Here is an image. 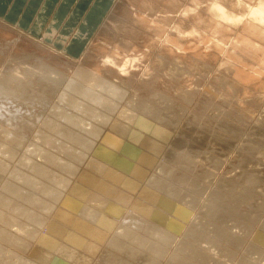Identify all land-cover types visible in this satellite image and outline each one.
Listing matches in <instances>:
<instances>
[{
  "label": "bare ground",
  "instance_id": "obj_1",
  "mask_svg": "<svg viewBox=\"0 0 264 264\" xmlns=\"http://www.w3.org/2000/svg\"><path fill=\"white\" fill-rule=\"evenodd\" d=\"M194 1L195 0H130V3L127 5V7H125L123 18H119L118 21H115V23H113V26L115 28L118 27V29L120 30V27L122 26L124 27V25L129 26L128 23L133 24L134 22L135 25L134 24L131 25L133 28L132 29L130 28L129 31H127L128 28L126 30L127 38L131 37L133 39H139L138 40L139 43L143 45L138 46L139 45L138 41L136 40L137 43H135L134 42L135 40L132 39L133 42L132 41L131 42L133 44L131 43L128 44L129 42H127L124 45V47L122 46L121 48L120 46H118V49L115 50L113 54L110 53L111 56L113 57L112 59L114 60H112L111 58H106L104 60L98 61L96 59L91 60L92 58H89L90 61L89 62L85 61V63L87 62L88 64L87 66L85 65L84 67L83 65L76 66V64L75 66H73V63L76 62L74 59H72L73 61L70 60L71 63H68L62 60L63 59L62 56L65 57L66 55L64 54H67L66 51L65 52L58 51L56 48L55 49L52 48L51 49L52 53H47V54L43 53L44 55L42 54L43 56H41L40 54L41 52L39 53L40 55H38L32 51L33 49L31 50L29 47H26V45L28 44L24 46L23 44L25 42L22 44H19L20 41L18 42L17 38H15L14 41L10 42V47L9 49H7V45H5L4 42L9 40V38L7 37L8 33L6 32L4 33L0 31V33H2L0 34V48L6 50L4 52H1L0 50V155L2 156L6 151H8L9 155H3L7 157V160H4L3 158L2 159L5 162L7 161L9 162L15 161L16 163L18 162V165H17L18 169L16 168V166L15 168L19 172L20 170L22 171V175L21 173L18 174L16 172L17 170L10 171L11 176L10 177L7 176L8 178L5 177L6 178L5 181L4 179L3 181H1L2 172H0V205L9 203V207L12 208L10 211H9L10 208L7 209L9 211V212L7 211L8 214H6V211L1 212L0 210V216L2 214L7 215L6 217H8L9 219L8 220L9 224L11 225V227H15L16 229L15 231H12L14 230V228L13 229L11 228L12 230H9V232L11 231L12 234L13 232L15 233L12 235L13 237L9 240V242L11 241L12 244L14 245L16 244L20 245L19 243L21 242L20 241V239L22 238L21 236H23L22 234H24L25 232L23 231L21 233L20 229L22 230L24 228L26 229L27 228L26 226H28L29 231L27 232L28 233L27 235L36 237L42 233L41 235H39L40 237H38L39 240L37 243H39L40 241L41 244H43L44 246L45 245L48 246V248L50 246L52 247L54 245H58L61 243L59 239L55 238V236L59 238L61 237V239L62 237L67 239L72 245V248L68 249L69 245L62 246L61 252L68 259L69 258L75 259L76 257L78 258V255L76 254L77 249H75L76 247L84 249L85 247H87L86 245L88 242L90 244V241H92V239L93 240L95 239V241H99V240L101 241V240L106 239L108 236H110V238L112 239V243H111L112 245H114V243L116 245L122 244L124 246L126 244L127 246H129V243L135 244V245L137 243H140V244H143V246L149 245L148 247L150 250L146 249V251H148L149 253H147L143 249L142 250L140 249V251H143L142 252L143 254H142L136 251L138 249L132 248V250H129L130 251L129 254L127 252L125 254H128L129 256H131L132 260L138 262L137 264H139V262L142 264H159L160 257L163 255L162 252L164 251L162 247H164L165 244L163 242H166L169 239L171 240L173 237H177L175 233L180 231L182 227H184V225L186 227V230H185L186 232L190 230L188 227V224L184 223L183 225V222L188 217L189 212L191 210L192 211L194 210V209L190 210V207L191 208L196 207L197 202L200 201V200L197 201V199H199L197 198L198 197L197 193L199 192L198 187L202 188L203 187L202 185H206V187L207 186L211 187L207 185L209 183L208 180H206V182L203 184L202 182L203 179L201 180L198 176L205 177L204 175H208V178H209V175L210 176L215 175L218 172V170L221 169L220 168L221 163L214 160L213 162H211L212 164L211 168L206 167V169L204 170L196 169L197 170L196 171L193 169L196 167L199 168L200 165H199V162H197V164L192 163L195 165V167L191 165V162L189 161L192 158L188 156L191 153L187 150L189 154L180 153V155L177 156L178 154L177 152L179 151L177 148H175V149H171L170 153L168 154V157H170V160H172V164L168 165L167 163H162L159 166V169L156 171L155 174L151 175L148 178L146 177L145 178L146 181H143L144 180L143 178L145 177V175L140 170L138 171V168H140L141 166V162L139 161V159H142V158L146 159L145 157L146 154L144 153L145 154L144 155L141 153L142 150L138 146L139 144L136 145L135 142H139L140 140H142V136H144L142 135V133L145 131H148L149 133L152 131V137H155L153 138L154 140L161 133L159 130L162 127V125H160L161 123L166 124L169 122V124L171 123L173 124L174 115H172L171 113L169 114V111L175 110L176 108L177 109L182 108V111H183L184 110L183 108L185 107V105H187V104H184V102L192 101L193 99L190 100L191 97L195 99V96L199 94L198 93L199 89H198V92H197V89H195L197 93L194 96V90H192L191 88L192 84L190 85L188 82H191L194 80L192 77L196 78L198 77V75L205 76L208 74L207 70L210 68L209 65L213 62V58H214V52H212L213 50L212 51L209 50L208 52L207 49L209 48H207L206 49L207 51L203 49L202 50L200 49L199 51V49H196L197 47L195 46L196 48L193 51L194 53L192 52L193 53L192 55H194L192 59H190L191 58L190 57L191 55H190L189 60L184 61L186 57H188L186 56L188 54L185 53L184 51L185 49L183 47H181L176 42H174V40L172 41L166 38L161 39L159 37L165 33V30L169 25L168 22H170L169 19L171 18V16H175L176 13H179L180 11L194 9L193 8L195 6L193 4ZM196 1H197V4H198V1L199 2L201 1L202 3V0H196ZM220 2L222 1L206 0L207 4H205L204 6L202 5V7L200 8L197 7L198 9L196 10V12L192 11L191 15H185L187 17H190L186 21L188 22V25L190 26H188V28L184 26V28H186L187 30L189 28H195V30L197 31V35H199V32H201L202 30H206L203 28H207L209 25L214 24V28L217 30V32L220 31V32H223L226 36L227 35L230 36L232 34L233 29L230 26L232 24L231 23L229 24V22L232 18L229 17L227 12H225V14L227 13L228 16L223 15L224 13L223 14L220 13V11H223L221 10L223 8L222 7L223 3H220ZM198 5H200V3ZM229 5H230V2H229ZM179 14H180L179 19H182L184 16H181V13ZM245 21L247 20H244L242 23L244 29L242 30L240 34L237 35V37L239 36V38H236V39H240V41H242L241 42L242 44H238L237 47H233L234 46L233 45L232 47L235 49L232 50L231 52H230L231 49L228 50L230 52V55L228 57H230L231 59H235V60L236 59L238 60L239 58L241 59H239L240 61L238 60V62L233 61V63L231 64L230 62L231 59L230 61L227 62L228 58L227 59L223 58L226 60L225 68L227 66L228 74L226 73V78H224V81L222 80V78L225 75H223L222 77L218 75L219 77L218 81L221 79L219 83L223 81L225 82L224 84H226L225 93L222 90L224 89L222 88V86L220 87L222 88L221 90L224 93L222 96H218L216 94L213 95L211 93H208L209 89L207 90L208 91L207 95L210 94L211 98H208L209 95L207 96L204 92L202 93L206 95L207 97H205L204 95L200 93L201 96L199 94L198 97L196 98V101H198V103L195 101L198 107L194 108V109L199 108V110H196L193 114L192 113L190 114L191 120H196L200 122L201 118L202 119L204 118L202 124H204L205 126H210V125L217 126L219 122L216 123L214 118L216 117L217 119L218 117V120L220 118V121L222 120L224 123L227 124L226 126H224V124H219L217 127H215L218 129L217 130L218 134L217 133L216 134L219 135L220 137L227 136V134L228 136L231 134H235V136L233 135L234 137L232 138L234 139L237 138L238 130L232 129L234 132L230 131L229 130L230 125L234 126L235 128H237L238 126L241 127L242 128L241 131L245 129L248 130L247 127L249 123L251 125L250 121H252L253 119L256 120L258 124L259 123L261 124L260 127L262 126L264 127V111H263L264 106L262 107L263 102H264V78L262 79V77H259L258 74L262 72L256 74V72L252 70V66H251L252 64L249 63L253 61L254 59L256 61L258 59V61L260 60L259 61L260 65L264 67V57H262L261 59L259 58L264 53V38L261 35H259V34H262L261 31L263 29V25H259L257 23L253 24L254 26L253 28L255 29L252 30L251 32V29L248 26L249 23H246ZM2 22L4 23V21ZM41 22L42 20H40V17H38L36 20V24L38 28L40 27ZM136 25L141 26V28L142 27L147 28V30L141 29L139 30V32L137 31L138 32V35H137L134 32L135 30H137ZM102 26L104 28L102 30L105 34H107V37L109 40L111 38L112 32L111 31L109 32L107 30L109 28H107L106 26L101 25V27ZM234 31H236V29H234ZM250 32L253 33L252 36L250 35L251 34ZM153 33L154 35H152ZM82 34L83 33L79 32L72 39V42L80 40L79 37H81ZM124 34H125V31H124ZM169 34L167 36H169ZM66 36L67 35H63L62 38H65ZM24 38L26 37L24 36ZM47 38L46 40H48ZM131 38H129V41ZM49 39H51L52 41L53 39L56 40L55 36L53 38L50 37ZM236 42L237 41H235V43ZM143 46H145L146 48H144ZM198 47H200V45ZM115 48L116 47H114L113 50ZM97 49L95 50L96 52L98 51ZM239 49H241L240 52H238ZM101 50H103V48H101ZM86 53H87L86 56L92 55L90 50H88ZM218 53L220 52H217V55ZM247 54L251 55L250 58L253 60L249 62L247 61L245 62V58L243 55L246 56ZM18 58H23L24 61H29L30 63L28 65H24V64L18 65L17 63H15L16 59ZM125 60L128 62L132 61V63H136V62L137 63L140 62V63L137 67H129L127 66L129 63L126 64ZM201 60H204L208 63L210 62L208 64L209 66L208 69H206L205 67L201 69L200 64H197L199 65L198 67L196 66V63H199ZM122 61H124L123 62L125 63L124 65L127 66L126 68H124V66L121 64ZM145 62L148 63V65L145 66L144 68L142 64H144ZM246 63L247 64L249 63V65L251 64L250 65L251 67L248 66L251 69H249L248 67L246 69V66H247ZM15 64L17 65L15 66ZM60 64L62 65L59 66ZM213 64H215V62ZM185 68L188 69L187 74L182 73L184 71L183 69ZM42 70H45V72H43ZM229 70H230V73H229ZM139 71H141L142 74L139 75ZM143 71H144V74H143ZM46 72H48V74ZM193 73L194 74L196 73V74L192 75ZM260 75H263V74H260ZM244 77L247 78L248 82L247 81H245L246 83L244 82V80L246 79L245 78L243 80ZM198 78L201 79V77H198ZM198 78L196 79L198 80ZM259 78H261L262 80L261 79L259 80ZM214 82L216 83L215 80ZM128 84L129 86L132 84L136 85L134 87L137 93H135L134 96L128 99V102L126 105L122 106L123 108L121 109V112H119L117 119L114 120L112 124L113 127H116V130L118 132H112V134L110 133L107 134L109 143L113 145V142H114V150L120 147H123V151H126L128 156H125V155L120 156L117 153H115L117 151L113 152V151H110L108 148H106L108 149V151L103 149L104 151L101 152V155L105 158V160L102 162L100 159H97V160L95 159L91 162H88L89 167L86 165L87 163H85L88 169L84 171L81 175L78 174L80 177L79 178L80 181L76 179L77 183H75L73 187L70 189L71 190L70 193L63 194L64 188L70 183L69 182L70 178L69 176H67L66 173L69 174L75 168L77 171L79 169L77 168V165H78L77 163L80 160L82 161V159L80 158L81 155L77 154V152L72 153L73 149L70 145L66 146L65 145L66 143H65L63 144L65 146L61 147L58 144L60 143L61 140H67L69 143H70V140H74V136L78 135L77 130H81L80 127L85 130V131L82 130L84 131V133L82 131H81L82 133H80L79 137H80L81 142L83 140H89L88 139L89 136H92L91 139H93V137H98L99 135L101 136V130L99 128L101 126L98 127L96 125H93L92 121L96 120L100 122V124L101 123L106 124L108 122L109 120L108 114L106 112L104 114L98 113L99 110L100 109L103 110L102 108H106V110L108 109L107 111L112 110L114 108L117 109L116 106H117L118 101L116 99L120 98L118 100H121V97H120L121 94L122 93L124 94L125 92H127V91L123 92L125 90V89L123 90V87L124 85H128ZM180 85L182 86L181 89H180ZM196 85L198 86V84ZM174 87L176 89L178 87L180 91L178 93L173 94L172 90ZM153 88L155 89L157 88L155 91L156 93H154ZM219 89L217 88V90ZM217 90L215 89L216 93L218 92ZM46 91L47 92L51 91L52 97L60 91V94L57 97V100H60V102L58 101L56 102V100L52 101L46 98L43 95V93H45ZM16 92H22L24 94L18 95ZM139 94L147 98L141 100L140 97L138 98V96H140ZM37 101L39 103H43L44 107L42 109L37 104ZM12 105H15V106H12ZM10 106L14 107L15 109L11 108ZM76 106L83 107L82 110H84V114L76 110L77 109ZM260 106L263 108V110H260L258 112V109H259L258 107ZM69 107L70 108L76 107V109L74 110L78 112L77 113H75L76 111H73L74 113L70 111L66 112L67 108L70 109ZM186 107L188 108V106ZM217 108H220V109L217 110V112L213 114L212 112L214 111V109H217ZM79 109L80 111H82L81 108ZM63 111H65L66 114H62ZM79 113L80 115L82 114V116L87 113L90 117H92L91 118L92 120L90 118H87V116H83V117H86L83 119V121L85 119L86 120L90 119V121L89 122L85 121L86 124L81 125V121H82L81 119L83 117H79L80 116L78 115ZM202 113L206 116L204 117ZM61 118L63 119L64 122L62 121ZM155 119L156 121L158 120V122L160 121V124L153 125ZM256 121L254 122L256 123ZM120 122L128 123V124H125V125H128L127 129H124L126 128L125 126L119 125ZM254 122H252L253 127L251 128V132H252L251 135L253 138H250L249 140L255 141L253 140L255 136L262 138L258 140H264L263 139L264 130H257V127L259 125L257 126ZM135 125L141 128L142 130H138L132 133L133 130L131 129ZM230 132L232 133L229 134ZM165 133L168 134L167 131H165ZM29 135H31V138L34 136V138L27 140L29 138ZM201 135L204 136L203 134ZM217 135H216V138L218 137ZM125 138H132L133 140L132 143L133 145H135V148L132 147V143L131 144L127 143L125 141ZM95 139L96 138H94L93 140ZM25 140H27V144L25 147L24 145H22L24 147V150L20 151L21 143L24 142ZM252 141H248V142L251 143ZM76 144L78 145L79 143L76 142ZM81 144L83 145V143ZM151 144L153 145V143ZM177 144H175V146H177ZM251 144H253V142ZM18 146L19 148H17ZM87 148L88 147H86V149ZM98 149L101 150L100 147ZM250 149H252L251 151L254 150L253 147L246 148V150H250ZM18 151L21 154L19 157H18L19 154L18 155L16 154ZM191 152L193 153V151ZM15 154L17 155L18 158L16 157H15L16 159L10 158V156H13L14 158ZM256 155H261V157L264 160L263 150H259V152ZM125 159L127 162H124ZM153 159L149 157L147 159V162L149 160H151L152 162ZM238 161H241V160H238ZM238 161L236 163H239ZM82 163L80 162L79 164H82ZM116 165H119V167L118 166L115 167ZM151 165L153 166V164ZM7 167L9 169V166ZM86 167H83V168L85 169ZM257 167L259 166H256L255 168H253L252 172L259 171V168ZM57 168H61V171ZM109 168H120V169L117 173L114 172L115 174L112 173V175H110V177L114 176L112 179L104 180L100 183L95 182L96 180L101 181L102 179L98 180L97 178H95L96 175L94 176L93 173L96 171H100L101 169H104V172H105V170ZM186 168L190 170L186 171ZM12 169L14 168L13 167L10 168V170ZM28 170H31L33 172H29ZM25 171L27 172L26 173L27 175L25 174V176H23ZM57 171H60V173H58ZM192 171H196V172L192 173ZM12 172L14 173V175L12 174ZM81 172L82 170L80 171V173ZM76 174L77 173L75 172V175ZM248 174L250 175V173ZM17 176L20 178H18ZM43 179L46 181H44ZM210 179L212 178L210 177ZM140 181L141 182L143 181V182L142 184L139 185ZM203 181H205V179ZM248 181L250 182V183L248 182L249 186L253 188L256 187L254 180L249 178ZM37 182L38 183L41 182L42 184L41 183L40 184L43 186L38 187L40 184H38ZM84 183H87V185H84ZM182 185H188L186 189L187 192H189L187 194L188 197H186V195L184 196V194L187 193L183 191L185 189H181V192L182 191L183 192L179 193V190ZM183 187L184 186H182V188ZM203 188L206 189L205 187ZM65 189L67 190L68 188L66 187ZM215 190L216 189H214L213 191ZM235 190L237 189L235 188ZM244 190H245L244 194L247 195V198H245L244 200L245 202L243 204H240V202L237 203L238 201H230V202H227L225 209L220 208L217 211L211 209V205H210L208 209L207 207H205L207 209L205 211L206 214H208L209 216L213 218H219L223 216V214H225L224 217L229 219L228 224H231L232 222L237 220V217H236L237 214L244 213L243 217L247 221L239 220L238 223L239 225L245 224L246 229H248L247 222H248L250 215L252 217H250L249 223H251V221L258 220V218L260 220V217L257 213L258 211L257 212L255 211L256 213L255 212L252 213L251 212L252 209L249 206H247L248 203L254 202L257 204L259 208H262L264 210L263 208L264 198H262L261 201H256L250 198L252 195H254V192L252 193L249 190V188L244 189ZM202 192H204V190ZM142 197H145L147 202H143L144 198L142 199ZM175 197L183 199V201L180 202V204L184 202L186 203L185 200H187L188 204L186 203V205L188 208L184 209L183 208L184 206H183L181 207L183 209H180L179 207L180 205L178 203H177L178 208L177 207L174 208V205H173L174 203H171V202L175 201L174 200ZM204 197H205V194H204ZM213 197H214V200L218 199L217 195H213ZM205 198H209V197L206 196ZM203 202H202V205L206 203V202L204 203ZM58 204H61L62 206ZM171 205L172 207H170ZM63 206H69V207H72V209H64ZM201 206L199 203V207ZM227 207H230V209H227ZM7 208H8V205H7ZM55 208H58V209L52 212V210L53 209L55 210ZM100 208L102 210L107 209L108 214H105L106 212L101 211ZM196 208H198V206ZM4 209L2 211H4ZM18 209H19V212L17 213ZM168 209L170 210L173 209L176 212L177 211L180 212V217L171 218V221L173 223L168 222L169 221L168 220L167 222L169 224H167L168 226L166 228L158 226L159 225L158 222L164 217L163 215L168 213L167 211ZM188 209L190 211H188ZM59 210H61V213L58 212ZM199 211L203 212V210H199ZM221 212L223 214H220ZM51 213H53V215L58 214L62 218L51 217L46 223V225L43 226L44 221L47 220V217L49 218ZM72 215L74 216L72 217ZM11 218L16 219V220H13ZM67 220L75 223V226L74 227L71 226L72 224L67 222ZM5 221L7 220L5 219ZM67 223L68 225H66ZM211 224L213 225V223ZM262 225H263L262 227L264 228V223ZM2 227L4 226L2 225ZM221 227L219 229V227L217 226L219 230L217 228L216 229L222 234V236L220 235L219 236L220 238L224 239L226 243L222 245L221 247H219L220 244L219 242L216 241L218 239L217 237L216 240L213 238L215 240L214 244L218 246L216 250H219V253L223 255V257L226 260H231L233 258V255H231V253L236 249V247H241L244 242L241 244L242 238H238V235L235 236L229 233V230L232 227V225L225 226L229 228L228 230L225 227L223 228ZM5 231H2V232H4L5 234ZM191 231L193 233L192 234L190 232L191 235H195L194 238L201 235V230H196V231L191 230ZM212 231H214V229ZM143 232H149L150 234L148 233V235H146V234H143ZM246 232L249 234V231H246ZM226 233L227 234L229 233V237L227 236L225 238L223 237V235L224 234L227 235ZM253 234L255 235V233ZM23 237H26V236H23ZM194 238L190 239L189 242H186L185 240L182 241L179 246L182 248L188 247V255L189 256L195 255L196 257L198 255H196L195 253L194 246L197 245V241L198 243H202L205 237H200V239H197V238L194 239ZM158 239H161V242H159ZM255 240L261 243V245L263 244L262 246H264V237L261 235V230H259V234L255 236ZM237 243H239V245ZM254 245L256 247V244ZM122 248L124 247L122 246ZM37 253L42 254V252H39V251ZM252 253L256 255V258L258 260H263V262L261 261L259 262L260 264H264V248L263 247L256 252L253 250ZM42 257L46 261L50 257V255L49 253L47 252L45 253L43 251ZM177 257L175 256L169 257L166 264H172V263L187 264L182 259V256H177ZM197 259L200 260L201 257L198 256ZM202 261L206 262L207 257L206 256L203 257ZM118 264H126V263L123 261L122 262L119 261ZM128 264H131V263L129 262Z\"/></svg>",
  "mask_w": 264,
  "mask_h": 264
},
{
  "label": "rangeland",
  "instance_id": "obj_2",
  "mask_svg": "<svg viewBox=\"0 0 264 264\" xmlns=\"http://www.w3.org/2000/svg\"><path fill=\"white\" fill-rule=\"evenodd\" d=\"M219 1H222V2H220V3H223L222 4V7L224 8H222L223 9V11H220V13H224L223 15H227V13H228V15H229V17H231L232 19L230 20V22H229V24L231 23L232 25H230L231 26V28L233 29H231L232 30V34L230 35V36H226L223 32H220V31H218L217 32V30L214 28V24L213 25H209L207 28H203V29H206V30H202L201 32H199V35H197V31L195 30V28H189L188 30L186 29V28H188V26H190V25H188V22H186L187 21V19H189L190 17H187V16H185V14L184 13H188L187 15H191V10H186V11H180L179 13H181V16H184L182 19H179V16H180V14L179 13H176V15L175 16H171V15H169V16H171V18L169 19L170 20V22H168V24L170 25H168V27L166 28V30H165V33L162 35V36H159L161 39H170V40H174V42H176L178 45H180L181 47H183L185 50V53H187L188 55H186V56H188V57H186V59L184 60V61H188L189 60V58L190 59H192V57L194 56V55H192L194 52V50H195V48L196 49H199V51H200V49L202 50H206L207 48H209V49H207L208 50V52H209V50L210 51H212V52H214V58H213V62L209 65L210 66V68H209V66H208V64L210 63H208V62H206V61H204V60H201L199 63H196V66L198 67L199 65H197V64H200V68L202 69V68H206V69H208L207 70V72H208V74L207 75H198V77H201V79L200 78H198V77H196V78H198V80L195 78V77H192L194 80L193 81H191V82H188L190 85L192 84V86H191V88H192V90H194V96H195V94L198 92V89H199V94L201 93L202 95H204L202 92H204L206 95H207V92L208 93H211V94H216V95H218V96H222L224 93H225V89H226V84H224L225 82H223L224 81V78H226V73H227V70H228V68H227V66H226V68H225V59H227V62L228 61H230V57H228L229 55H230V52L232 51V50H234L235 48H233V47H237V45L238 44H242L241 42L242 41H240V39H236V38H239V36L237 37V35L238 34H240L241 32H242V30L244 29L243 28V21L244 20H242V19H240L249 9L248 8H246L248 5H256V4H258V0H219ZM224 1V2H223ZM227 1V2H226ZM248 1V2H247ZM58 2V0H54V3H53V5H52V7H54L55 5H56V3ZM205 2V3H204ZM229 2H230V5H229ZM12 3H13V0H0V31L1 32H6V33H8L7 35V37L9 38V40H7V41H5L4 43H5V45H7V49H9V47H10V42H12V41H14V39L15 38H17L18 39V42H19V44H22V43H24L23 45L25 46L26 44H28V45H26V47H29L34 53H36V54H38V55H40L41 54V56H43L44 54H47V53H52V51H51V49L53 48V49H57L58 51H64L65 52V48H63V46H64V44H56V43H53L52 42V40H46V37H45V34H43V31L41 32H30L27 28H24L23 26H21V25H19L18 24V20H19V14L21 13V9H22V7H19V9H16V11L14 10V11H12L10 8H11V5H12ZM15 3V5H18L19 3H17V2H14ZM130 3V0H115L113 3H112V6H111V8H110V10H109V12L106 14V15H103L102 17H101V22H100V24H99V27H98V29L92 34V37L90 36L89 38V40L87 41V42H84V41H82L80 44H77V47L76 48H74V54H71V52H69V51H67L66 50V52H67V54H64V55H66L65 57H63L62 56V60H64L65 62H68V63H71V61L70 60H72V59H74L76 62L75 63H73V66H75V64H76V66L78 65V66H81V65H83V67L86 65L87 66V62H89L90 60H89V58H92L91 60H98V61H100V60H104V59H106V58H113L112 56H111V54H113V52L115 51V50H117L118 49V46H120L121 48H122V46L124 47V45L127 43V42H129L128 44H133L132 42H133V40H135L134 42L135 43H137L136 42V40L138 41L139 39H133V38H131V37H129V38H131L130 39V41H129V38H127V34H126V32L127 31H129V29L131 28H133L131 25H135V23L133 22V24H130V23H128L129 24V26H126V25H124V27L122 26V27H120V30L118 29V27L117 28H115L114 26H113V23H115V21H118V19L119 18H123V13H124V11H125V7H127V5ZM200 3V5H198ZM252 3V4H251ZM195 6L193 7L194 9H195V11H193V12H196V10L198 9V8H200V7H202V5L204 6L205 4H207L206 3V0H202V3H201V1L199 2L198 1V4H197V1L195 0L194 1V3H193ZM243 5V6H240V5ZM235 5V6H234ZM234 6V7H233ZM198 7V8H197ZM226 7V8H225ZM230 7V8H229ZM233 7V8H232ZM221 9V10H222ZM236 11H235V10ZM244 10V11H243ZM188 11V12H187ZM225 12H227L226 14H225ZM237 13V14H236ZM167 14H169V13H167ZM235 14V15H234ZM227 15V16H228ZM237 17H238V19H237ZM5 18V19H4ZM34 18H32V20H33ZM236 19H237V21H236ZM31 20V21H32ZM81 20V19H80ZM226 20V19H225ZM2 21H4V23L2 22ZM5 21H6V23H8V24H6L5 23ZM10 21V22H9ZM80 22V21H79ZM129 22V21H128ZM172 22V23H171ZM184 22H186V23H184ZM246 23H249V27H250V29H251V32H252V30H254L255 28H253L254 26H253V24H255V22H252V20H247V21H245ZM244 22V23H245ZM131 23H132V21H131ZM252 23V24H251ZM127 24V25H128ZM2 25H4V26H2ZM101 25H104V26H106L107 28H109V29H107L109 32L111 31L112 32V35H111V38L108 40V37H107V34H105L104 32H103V30L102 29H104L103 28V26L101 27ZM137 26V25H136ZM181 26V27H180ZM184 26H186V28H184ZM242 28H241V27ZM4 27H5V29H4ZM17 27V28H16ZM43 27H46L45 25L43 26ZM238 27V28H237ZM259 27V26H258ZM127 28H128V30H127ZM139 28V29H138ZM240 28V29H239ZM9 29H10V31H9ZM21 29H22V31H21ZM117 29V30H116ZM137 30H135L134 32H135V34H137L138 35V32H139V30H147V28H141V26H137V28H136ZM175 29V30H174ZM178 29V30H177ZM208 29V30H207ZM234 29H236V31H234ZM9 32H8V31ZM102 30V31H101ZM127 30V31H126ZM148 30H150V29H148ZM194 30V31H193ZM241 30V31H240ZM14 31H16V32H14ZM119 31V32H118ZM124 31H125V34H124ZM138 31V32H137ZM178 31V32H177ZM182 31V32H181ZM205 31V32H204ZM238 31V32H237ZM24 32V33H23ZM114 32V33H113ZM116 32V33H115ZM137 32V33H136ZM152 32V31H151ZM150 32V33H151ZM250 32V33H251ZM3 33V34H4ZM33 33V34H32ZM171 35H170V34ZM185 35H184V34ZM189 33H191L190 35H189ZM207 33H209V34H207ZM211 33V34H210ZM261 33L262 34H259V35H261L263 38H264V25H263V29H262V31H261ZM0 34H2V33H0ZM109 34H111V33H109ZM122 34V35H121ZM169 34V36H167ZM183 34V35H182ZM203 34V35H202ZM205 34V35H204ZM252 34L253 33H251L250 35L252 36ZM6 35V34H5ZM9 35H10V37H9ZM13 35H15V36H13ZM152 35H154V33L152 34ZM195 35H197V36H195ZM214 35H216V36H214ZM233 35V36H232ZM24 36L26 37V38H24ZM167 36V37H166ZM181 36V37H180ZM188 36V37H187ZM222 36V37H221ZM19 37V38H18ZM121 37V38H120ZM183 37V38H182ZM224 37V38H223ZM233 37H235V38H233ZM128 40H126V39ZM174 38V39H173ZM182 38V39H181ZM21 39V40H20ZM117 39V40H116ZM121 39V40H120ZM133 39V40H132ZM194 39V40H193ZM215 39V40H214ZM219 39H221V40H219ZM226 39V40H225ZM236 39V40H235ZM254 39H256V38H254ZM44 40V41H43ZM183 40V41H182ZM185 40V41H184ZM231 40H233V41H231ZM258 40V39H257ZM30 41V42H29ZM103 41V42H102ZM118 41V42H117ZM126 41V42H125ZM132 41V42H131ZM226 41V42H225ZM235 41H237L236 43H235ZM65 42H67V41H65ZM123 42V43H122ZM221 42V43H220ZM239 42V43H238ZM36 43V44H35ZM110 43V44H109ZM200 45V47H198L199 45ZM203 43V44H202ZM207 43V44H206ZM211 43V44H210ZM234 43V44H233ZM2 44V43H1ZM138 46H142L140 43H139V41H138ZM218 44H219V46H218ZM230 44H232V45H230ZM32 45V46H31ZM36 45V46H35ZM110 45V46H109ZM112 45V46H111ZM114 45V46H113ZM203 45V46H202ZM206 45V46H205ZM217 45V46H216ZM224 45V46H223ZM234 45V46H233ZM196 46V47H195ZM203 48H202V47ZM233 46V47H232ZM42 48V50H41V48ZM96 47V48H95ZM106 47V48H105ZM114 47H116L114 50H113V48ZM144 48H146L145 46H143ZM204 47H205V49H204ZM219 47V48H218ZM229 47V48H228ZM231 47V48H230ZM36 48H38V49H36ZM98 48V49H97ZM101 48H103V50H101ZM105 48V49H104ZM111 48V49H110ZM187 48V49H186ZM38 51H36V50ZM91 49H93V50H91ZM98 50V51H100V52H96L95 50ZM157 49V48H156ZM193 49V50H192ZM216 51H215V50ZM218 49V50H217ZM229 49H231L230 50V52L228 51ZM0 50H1V52H4V51H6L5 49H1L0 48ZM40 50V51H39ZM88 50H90L91 51V53H92V55L91 56H86L87 55V51ZM105 50H107V51H105ZM189 52H188V51ZM206 50V51H207ZM236 50H238V49H236ZM29 51V50H28ZM45 51V52H44ZM190 51H191V53H190ZM227 51V52H226ZM241 51V49H239V51L238 52H240ZM31 52V51H30ZM41 52V53H40ZM106 54H105V53ZM154 52H155V50H154ZM193 52V53H192ZM197 52V51H196ZM217 52H220V53H218V55H217ZM40 53V54H39ZM44 53V54H43ZM111 53V54H110ZM216 53V54H215ZM228 55H227V54ZM43 54V55H42ZM104 54V55H103ZM108 54V55H107ZM221 54V55H220ZM2 55H4V54H2ZM191 55V56H190ZM226 55H227V57H226ZM104 58H103V57ZM110 56V57H109ZM190 56V57H189ZM244 56V58H245V62L247 61V62H249V61H251V60H253V59H251L250 57H251V55H243ZM70 57V58H69ZM262 57H264V53H263V55H261V57H259L260 59L262 58ZM85 58V59H84ZM223 58H225V59H223ZM82 59V60H81ZM239 59H241V58H239ZM238 59V60H239ZM84 60V61H83ZM112 60H114V59H112ZM128 60V59H127ZM238 60L236 59H231V64L233 63V61H235V62H238ZM73 61V60H72ZM79 61V62H78ZM85 61H87L86 63H85ZM126 61V60H125ZM240 61V60H239ZM260 61V60H259ZM258 61V59H257V61L254 59L253 61H251V62H249V63H251L250 65L252 66V70L254 71V72H256V74H258V73H260V72H262V73H260V74H263V75H260V74H258L259 75V77H262V79L264 78V67L263 66H261L260 65V62ZM124 61H122V65L124 66V68H126L127 66H129V67H137L138 65H139V63L140 62H136V63H132V61H126L125 63L126 64H128L127 66L126 65H124L125 63H123ZM215 62V64H213ZM15 63H17L18 65L19 64H24V65H28L30 62L29 61H24V59L23 58H18V59H16V61H15ZM82 63H84V64H82ZM146 63V62H145ZM142 64L143 65V67L145 68V66H147L148 65V63H146V64ZM249 63L247 64V66H246V69H247V67L248 66H250L249 65ZM17 64H15V66L17 65ZM80 64V65H79ZM62 64H60L59 66H61ZM202 66V67H201ZM250 66V67H251ZM255 68H254V67ZM224 67V68H223ZM250 67H248L249 69H251ZM123 68V67H122ZM121 68V69H122ZM259 69H261V70H263V71H261V70H259ZM139 70V69H138ZM143 70V69H142ZM184 70V71H183ZM182 71V73L183 74H187V72H188V69H183ZM220 70V71H219ZM223 70V71H222ZM256 70V71H255ZM258 70V71H257ZM43 72H45V70H42ZM216 71H217V73H216ZM210 72V73H209ZM47 74H48V72H46ZM221 73V74H220ZM229 73H230V70H229ZM140 74H142V72L141 71H139V75ZM143 74H144V71H143ZM196 74V73H195ZM194 73L192 74V75H195ZM228 74V73H227ZM209 75V76H208ZM218 75H220L221 77L223 76V75H225V76H223V78H222V80L223 81H221V83H219L220 82V80L218 81ZM214 76V77H213ZM220 77V78H221ZM136 78H138V77H136ZM206 78V79H205ZM246 77H244L243 78V80L245 79ZM216 81V83L214 82V80ZM217 79V80H216ZM261 78H259V80H260ZM261 79V80H262ZM135 80V79H134ZM98 81H100V80H98ZM212 81H213V83H212ZM245 81H247V78L244 80V82ZM193 82V83H192ZM218 82V83H217ZM248 82V81H247ZM187 83V84H188ZM246 83V82H245ZM109 84V83H108ZM111 84V83H110ZM195 84V85H194ZM196 84H198V86L196 85ZM203 84V85H202ZM211 84V85H210ZM219 85V86H218ZM223 85H225V86H223ZM127 86V87H126ZM134 86H136V85H130L129 86V84L128 85H124V87H123V92H125V91H127V92H125L124 94H123V96H122V94H121V100H118V99H120V98H117L116 100L118 101V103H117V109H112V110H109V111H107L106 110V108H102L103 110H101L100 108V110H99V112L98 113H101V114H104L105 112L108 114V119L110 120H108V122L105 124V123H101L100 124V122H98V121H96V120H93L92 122H93V125H96V126H101V127H99L100 128V130H101V136L99 135L98 137H93V139L94 138H96L95 140H93V139H91L92 138V136H89L88 137V139L89 140H83L82 142H81V140H80V133H84V129H82L81 127H80V129L81 130H77V134L78 135H76V136H74V140H70V143L67 141V140H61L60 141V143L59 142H57V143H59L58 145H60L61 147H63V146H67V145H70L71 147H72V149H73V151H72V153H74V152H77V154H80L79 156H80V158L82 159V161H83V163H82V161L80 160V161H78V165H77V168H79L77 171H76V168L74 169V170H72L69 174L68 173H66L67 174V176H69V178H70V180H69V182L70 183H72V184H68L66 187L68 188L67 190L64 188V190H63V194H65V193H70V189L73 187V185L75 184V183H77V180L78 181H80L79 180V175H81L84 171H86L87 169H88V162H91V161H93V160H97V159H100L102 162L105 160V158L101 155V152H103L104 150H107L108 151V149L110 150V151H113V152H115V151H117V152H115V153H117L118 155H120V156H123V155H125V156H128V154H127V152L126 151H123V147H120V148H118V149H116V150H114V142H113V145H111L110 143H109V139H108V137H107V134H112V132H118L117 130H116V127H113V122H114V120H116L117 119V117H118V114H119V112H121V109L123 108L122 106H124V105H126L127 104V102H128V99H130V97H132V96H134L135 95V93H137L136 92V90H135V87ZM174 86V85H173ZM212 86V87H211ZM216 86H218V87H216ZM222 86V88H224V89H222V88H220ZM130 89H129V88ZM133 87H134V89H133ZM181 85H180V89H181ZM199 87V88H198ZM211 87V88H210ZM205 88H206V90H205ZM217 90V88L219 89V90H217L218 92L216 93V91H215V89ZM157 89V88H156ZM156 89L155 88H153V91H154V93H156L155 91H156ZM180 89L177 87V89L174 87L173 88V94H175V93H178L179 91H180ZM195 89H197V92H196V90ZM209 89V90H208ZM214 89V90H213ZM224 91V93H223V91ZM208 90V91H207ZM211 90H212V92H211ZM220 90H221V92H220ZM158 91V90H157ZM175 91V92H174ZM18 95H23L24 93H22V92H16ZM60 94V91L58 92V93H56V95H54L53 97H52V92L51 91H49V92H45V93H43V95L46 97V98H48L49 100H52V101H55L56 100V102L58 101V102H60V100H57V97H58V95ZM140 94H142V93H140ZM139 94V95H140ZM198 94V95H199ZM201 94H200V96H201ZM130 95V96H129ZM198 95L197 96H195V99L194 98H192L191 97V99L190 100H192V101H189V102H187V101H185L184 102V104H187V105H185V107L183 108L184 110L183 111H185V112H183L182 111V108H179V109H175V110H172V111H169V114L171 113L172 115H174V118H173V124L171 123V124H169V122L168 123H166V124H164V123H161L160 124V121L158 122V120L156 121V119H155V121H154V124L153 125H157V124H160V125H162V127L159 129L160 130V134L158 135V137L156 138V139H154L153 140V138H155V137H152V131L149 133L148 131H145V132H143L142 133V135H144V136H142V140H140L139 142H135L136 143V145L137 144H139L138 146L140 147V149L142 150L141 151V153L142 154H144L145 155V157H146V159H139V161L141 162V166H140V168H138V171L140 170L144 175H145V177L143 178L144 180L143 181H146V177L148 178V177H150L151 175H153V174H155L156 173V171L159 169V166L162 164V163H167L168 165H171L172 164V160H170V157H168V154L170 153V151H171V149H175V148H177L178 149V151L179 152H177L178 154H177V156H179L180 155V153L182 154V153H184V154H189L188 153V151L191 153L190 155H188L190 158H192V159H190V161L189 162H191V165L192 166H194L195 167V165L194 164H192V163H196L197 164V162H199V165H200V167L199 168H194L193 170H196V169H202V170H204V169H206V167L208 168V167H212V164H211V162H213L214 160H216V161H218V162H220L221 164H220V170H218V172L215 174V175H213V176H210L209 175V178H208V175H204L205 177H203V176H198L201 180L203 179H205V181H203L202 180V182H203V184L206 182V180H208L209 181V183L207 184V185H209V186H211V187H206V185H202L203 187H205L206 189H204L203 187L201 188V187H198V191L200 192V194H199V192L197 193L198 194V197L197 198H199V199H197V201H199V202H197V204H196V207L198 206V208H196V207H193V208H191L190 207V210L191 209H194L193 211L191 210H189L188 209V211H190L189 212V214H188V217L186 218V220L183 222V225H184V223L186 224H188V227H189V231H185L186 230V227H185V225H184V227H182V229L180 230V231H178V232H176L175 233V235L177 236V237H173L171 240L169 239L168 241H166V242H163L165 245H164V247H162L163 248V255L160 257V262H159V264H166V262H167V260L169 259V257H171V256H175V257H177V256H182V259L184 260V262H186L187 264H260L259 262L261 261V262H263V260H258L257 258H256V255H254L252 252H253V250L256 252V251H258V250H260L262 247L264 248V246H262L261 245V243H259V242H257L256 240H255V236L256 235H258L259 234V230H261V235L264 237V232H263V230H264V228L262 227L263 225V223H264V210L262 209V208H259L258 206H257V204L256 203H254V202H251V203H248V205L247 206H249L251 209H252V213L253 212H257L258 213V215H259V217H260V220H259V218H258V220H256V221H251V223H249V221H250V217H252L251 215L249 216V219H248V224H247V226H248V229H246V226H245V224H242V225H239V223H238V221L240 220V221H245L246 219H244V213H239V214H237V220L236 221H234V222H232L231 224H228L229 223V219H227V218H225L224 217V215L225 214H223L222 212L220 213V214H223V216H221V217H219V218H213V217H211V216H209L208 214H206V210L208 209V207L211 205V209H213V210H219L220 208H223V209H225L226 208V205H227V202H230V201H238L237 203H239L240 202V204H243L245 201V198H247V195H245L244 194V189H248L249 188V190L253 193L254 192V195H252L250 198H252V199H254V200H256V201H261L262 200V198H264V160H263V158L261 157V155H256L258 152H259V150H263L264 151V140H258V139H262V138H260V137H258V136H255V138L253 139V140H255V141H252V140H249L250 138H253L252 137V135H251V128L253 127V123L252 122H254V121H256V120H252V121H250L251 122V125H250V123H249V125H248V130L247 129H245V130H242L241 131V127H237V128H235L234 126H231L230 125V127H231V129H230V127H229V130L230 131H233L234 129L235 130H238V137L237 138H232V137H234L235 136V134H231L232 132H230L229 134H231V135H229L228 136V134H227V136H219V135H217L218 133H217V128H215V127H217L219 124H224V126H226L227 124L226 123H224L222 120V122L220 121V118H219V120H218V117H217V119H216V117L214 118V120L216 121V123H218L219 122V124H217V126H215V125H210V126H205L204 124H202V122H203V120H204V118L202 119L201 118V121L199 122V121H196V120H191V118H190V114L192 113H194L196 110H199V108H197V109H194V108H196V107H198L197 106V103H198V101H196V98L198 97ZM206 95H204L205 97H207L208 95V98H211V95L210 94H208L207 96ZM193 96V97H194ZM123 97V98H122ZM141 98V100L142 99H146L147 97H145V96H143V95H140V96H138V98ZM54 98V99H53ZM123 99V100H122ZM120 101V102H119ZM197 103H196V102ZM191 103V104H190ZM196 103V104H195ZM37 104L39 105V107L42 109L43 107H44V105H43V103H39L38 101H37ZM193 104V105H192ZM262 105V104H261ZM12 106H15V105H12ZM186 106H188V108L186 107ZM264 106V102H263V105H262V107ZM11 107V106H10ZM76 107H77V109H76ZM75 108H73V107H69L70 109H68L67 108V110H66V112H68V111H70V112H73V111H76V110H78L79 112H81L82 114H84V110H82V108L83 107H79V106H76ZM81 108V110L82 111H80V109L79 108ZM119 107V108H118ZM193 107V108H192ZM261 106L260 107H258L259 109H258V112L260 111V110H263V108H262ZM11 108H13V109H15L14 107H11ZM73 108V109H72ZM186 108V109H185ZM74 109H76V110H74ZM220 108H217V109H214V111L212 112L213 114L214 113H216L217 112V110H219ZM120 110V111H119ZM190 110H192V111H190ZM194 110V111H193ZM78 111H76L75 113H77ZM175 113H174V112ZM182 112V113H184V114H182V113H180V112ZM207 111V110H206ZM264 111V110H263ZM66 112L65 111H63V113L62 114H66ZM110 114H109V113ZM113 114H112V113ZM173 112V113H172ZM74 113V112H73ZM97 113V112H96ZM208 113V112H207ZM206 113V114H207ZM261 113V112H260ZM27 114H29V113H27ZM60 114H61V112H60ZM82 114L80 115V113L78 114V115H80L79 117H83V116H87V118H92V117H90L87 113L85 114V115H83L82 116ZM50 115V114H49ZM202 115H204L203 113H202ZM212 115V114H211ZM89 116V117H88ZM206 115H204V117H205ZM60 118V117H59ZM84 118H86V117H83L81 120L83 121V119ZM207 118V117H206ZM62 119V118H61ZM90 119H85L83 122L81 121V125H85L86 123H85V121H90ZM222 119V118H221ZM92 120V119H91ZM62 121H63V119H62ZM172 121V120H171ZM170 121V122H171ZM64 122V121H63ZM62 122V123H63ZM124 125H123V124ZM120 122L119 123V125H122V126H125L126 128H124V129H127V126L128 125H125V124H128V123H124V122ZM179 123V124H178ZM255 123V122H254ZM38 124V123H37ZM190 124V125H189ZM258 127H257V130H264V127L262 126V127H260L261 126V124L259 123H257V121H256V123H255ZM165 125V126H164ZM192 125V126H191ZM200 125V126H199ZM136 126V125H135ZM134 126V127H135ZM132 128L131 130H133L132 131V133H134V132H136V131H138V130H142L141 128H139V127H135V128ZM167 127V128H166ZM171 127V128H170ZM214 130H213V129ZM122 129V128H121ZM233 129V130H232ZM33 130H34V128H33ZM82 130H84V131H82ZM119 130H120V128H119ZM79 131V132H78ZM82 131V132H81ZM165 131H167V133L168 134H166L165 133ZM200 132V133H199ZM234 132V131H233ZM179 133V134H178ZM217 133V134H216ZM104 134V135H103ZM177 134V135H176ZM182 134V135H181ZM196 134H198V135H196ZM201 134H203L204 136H202ZM218 136L217 138H216V135ZM176 135V136H175ZM234 135V136H233ZM104 136V137H103ZM182 137V138H181ZM229 137V138H228ZM34 138V136L31 138V135H29V138L27 139V140H30V139H33ZM99 138V139H98ZM102 138V139H101ZM180 138V139H179ZM198 138V139H197ZM216 138V139H215ZM219 138H221V139H219ZM231 138V139H230ZM256 138H257V140H256ZM78 139H79V141H78ZM98 139V140H97ZM152 139V140H151ZM234 139V140H233ZM264 139V138H263ZM27 140H25L24 142H22L21 143V147H20V151H22V150H24V147L26 146V144H27ZM95 141V142H94ZM125 141L127 142V143H129V144H131L132 143V138H125ZM248 141H252L253 142V144H251V143H249ZM76 142H78L79 144L77 145L76 144ZM156 142V143H155ZM179 142V143H178ZM219 142V143H218ZM66 143V144H65ZM81 143H83V145L81 144ZM151 143H153V145L151 144ZM178 143V144H177ZM63 144H65V145H63ZM175 144H177V146H175ZM220 146H219V145ZM22 145H24V147L22 146ZM82 145V146H81ZM85 145V146H84ZM79 146V147H78ZM103 146V147H102ZM83 147V148H82ZM86 147H88L87 149H86ZM101 148V150L100 149H98V148ZM132 147H134L135 148V145H133V143H132ZM249 147H253V151H251L252 149H250V150H246V148H249ZM17 148H19V146L17 147ZM22 148V149H21ZM82 148V149H81ZM106 148H108V149H106ZM185 148V149H184ZM200 148V149H199ZM258 148V149H257ZM80 149V150H79ZM104 149V150H103ZM113 149V150H112ZM190 149V150H189ZM87 150V151H86ZM89 150V151H88ZM181 150V151H180ZM188 150V151H187ZM200 152H199V151ZM203 150V151H202ZM85 151V152H84ZM96 151H98V152H96ZM191 151H193V153L191 152ZM80 152V153H79ZM83 152H84V154H83ZM96 152V153H95ZM253 152H255V153H253ZM7 153V154H6ZM196 153V154H195ZM17 155H18V157L21 155L20 154V152L18 151L17 153H16ZM15 154V156H14V158H13V156H10V158H12V159H16V158H18L17 157V155ZM127 154V155H126ZM208 154V155H207ZM3 155H9L8 154V151H6ZM2 155V156H3ZM84 155V156H83ZM199 155V156H198ZM1 155H0V164H2V165H0V172H2V174H1V178H2V180L1 181H3V179H4V181L6 180V178L5 177H10L11 176V172L10 171H15V170H17L18 169V167H17V165H18V162L16 163L15 161H11V162H9V161H7V162H5L4 160H7V157H5V156H3L2 157ZM16 157V158H15ZM93 157V158H92ZM149 157H151V159H153L152 160V162H151V160H149L148 162H147V159L149 158ZM4 160H3V159ZM6 158V159H5ZM90 158V159H89ZM214 158V159H213ZM247 158H249V159H247ZM254 158V159H253ZM256 158H258V159H256ZM260 158H262V159H260ZM86 161H85V160ZM4 162H3V161ZM89 160V161H88ZM192 160H193V162H192ZM197 160V161H196ZM212 160V161H211ZM238 160H241V161H238ZM254 160V161H253ZM255 160H256V162H255ZM260 160V161H259ZM263 160V161H262ZM239 162V163H236V162ZM258 161V162H257ZM14 162H15V164H14ZM82 163V164H79V163ZM124 162H127L126 161V159L124 160ZM251 162V163H250ZM5 163H6V165L7 166H9V169H8V167L5 165ZM10 163V164H9ZM85 163H87L86 165L88 166V167H86V165H85ZM208 163V164H207ZM14 166H13V165ZM109 164H111V163H109ZM151 164H153V166L151 165ZM250 164H251V166H250ZM255 164H256V166H259V167H257V168H259V171H256V172H252L253 171V168H255L256 166H255ZM4 165V166H3ZM112 165H114V164H112ZM203 167H202V166ZM15 166H16V168H15ZM81 166V167H80ZM119 167V165H116L115 167ZM205 166V167H204ZM2 167V168H1ZM3 167H4V169H3ZM14 168V169H12V170H10V168ZM83 167H86L85 169L83 168ZM236 167V168H235ZM230 168V169H229ZM57 169H59L60 171H61V168H57ZM112 169V170H111ZM115 169V170H114ZM117 169V170H116ZM119 169L120 168H109V169H107V170H105V172H104V169H101L100 171H96V172H94L93 173V175L95 176V178H97L98 180L99 179H102L101 181L99 180V181H95V182H98V183H100V182H102V181H104V180H110V179H112L113 177H110V175H112V173L113 174H115V173H117L118 171H119ZM82 170V172L80 173V171ZM188 170H190V169H188V168H186V171H188ZM29 172H33V171H31V170H28ZM60 171H57L58 173H60ZM79 171V172H78ZM103 171V172H102ZM112 171V172H111ZM197 171V170H196ZM196 171H192V173L194 172H196ZM18 174L19 173H21V175H22V171L20 170V172L17 170L16 171ZM28 172V173H29ZM57 172H55V173H57ZM75 172L77 173L76 175H75ZM97 172H99V173H97ZM115 172V173H114ZM239 172V173H238ZM27 172L25 171V173L23 174V176H25V174H26ZM189 173H191V172H189ZM248 173H250V175L248 174ZM10 174V175H9ZM12 174L14 175V173L12 172ZM71 174V175H70ZM79 174V175H78ZM27 175V174H26ZM72 175H73V177H72ZM78 175V176H77ZM104 175V176H103ZM195 175V174H194ZM7 177V178H8ZM18 177V176H17ZM104 177H105V179H104ZM210 177L212 178V179H210ZM215 177V178H214ZM18 178H20V177H18ZM26 178V177H25ZM72 178V179H71ZM107 178V179H106ZM207 178V179H206ZM252 179V180H254L255 181V185H256V187H251V186H249L248 185V179ZM77 179V180H76ZM44 180V179H43ZM73 180V181H72ZM75 180V181H74ZM44 181H46V180H44ZM48 181H50V180H48ZM72 181V182H71ZM142 181V182H143ZM251 181V180H250ZM142 182L140 181V183H139V185L140 184H142ZM38 183V182H37ZM41 183V182H40ZM40 183H38V184H40ZM250 183V182H249ZM42 184V183H41ZM39 185L38 187H41V186H43V185ZM70 185V186H69ZM84 185H87V183H84ZM182 186H184L183 188H182ZM181 186V188H180V190H179V193H182L183 191L186 193L187 192V187H188V185H182ZM186 187V188H185ZM235 188L237 189V190H235ZM86 189H88V188H86ZM181 189H185V190H183L182 192H181ZM211 189H212V191H211ZM214 189H216L215 191H213ZM204 190V192H202ZM209 190V191H208ZM190 191H191V189H190ZM247 191V190H246ZM136 192V191H135ZM202 192V193H201ZM206 192V193H205ZM208 192V193H207ZM189 192H187L186 194H184V196L186 195V197H188V194ZM214 193V194H213ZM133 194H134V192H133ZM204 194H205V197L207 196V197H209V198H205L204 197ZM251 194V193H250ZM213 195H217V197H218V199L217 200H214V197H213ZM200 196V197H199ZM203 197V198H202ZM144 198V199H143ZM201 198V199H200ZM212 198V199H211ZM142 199H143V202H147L146 201V199H145V197H142ZM208 199V200H207ZM174 200L175 201H172L171 203H174L173 205H174V208L175 207H177L178 208V204L180 205L179 207H180V209H187L188 207H187V205H186V203L188 204V202H187V200H185L186 201V203L184 202V203H182V204H180V202H182L183 201V199L182 198H177V197H175L174 198ZM131 201V200H130ZM132 201H133V199H132ZM206 202V203H204V202ZM202 202L205 204V205H207V206H205L204 204L202 205ZM178 203V204H177ZM199 203H200V206L201 207H199ZM176 204V205H175ZM7 205H8V208H7ZM58 205H60V206H62L61 204H58ZM182 205V206H181ZM2 206H6L5 207V209H4V207H2ZM69 206H71V205H69ZM69 206H63V208L64 209H72V207H69ZM184 206V207H183ZM59 207V206H58ZM69 207V208H68ZM170 207H172V205L170 206ZM181 207H183V208H181ZM186 207V208H185ZM205 207H207V209L205 208ZM4 209V211H2L3 209ZM10 208V209H9ZM264 208V207H263ZM7 209H9V211L12 209L11 207H9V203L8 204H2V205H0V210H1V212H5L6 211V214H8V210ZM58 208H55V210L53 209L52 210V212H54V211H56ZM227 209H230V207H227ZM261 209V210H260ZM100 210L101 211H104V212H106L105 214H108L107 212H108V210L107 209H101L100 208ZM105 210H107V211H105ZM126 210V209H125ZM173 210V209H172ZM172 210H170V209H168L167 211H168V213H166L165 215L169 218H167L165 215H163L164 217L158 222L159 223V225L158 226H160V227H163V228H166L168 225L167 224H169L168 222H171V223H173L172 221H171V218H176V217H180V212H176V211H172ZM196 210V211H195ZM198 210V211H197ZM199 210H203V212L201 211H199ZM8 211V212H7ZM195 211V212H194ZM244 211H246V210H244ZM19 212V209H18V211H17V213ZM58 212H60L61 213V210H59ZM193 214H192V213ZM196 212H197V214H196ZM200 212V213H199ZM205 212V213H204ZM224 212V211H223ZM255 212V213H256ZM254 213V214H255ZM199 214V215H198ZM261 214V215H260ZM53 213H51L50 214V216H49V218L47 217V220H45L44 221V225L43 226H45L46 225V223L48 222V220L51 218V217H56V218H62L60 215H58V214H55V215H53ZM193 215V216H192ZM7 215H5V214H2L1 216H0V218H2V219H0V223H1V225H0V264H49V262H50V264H118L119 263V261H123V262H125L126 264H128L129 262L132 264H137L138 262L137 261H134V260H132L131 258V256H129L128 254H129V250H132V248H136V249H138V250H136V251H138V252H140V253H142L143 251H140V249L142 250H144V251H146V249L148 250L149 249V245H147V246H143V244H140V243H137L136 245L135 244H130L129 243V246H127V244L124 246V245H122V244H120V245H116L114 242V245H112L111 243H112V239L110 238V236H108L106 239H104V240H99V241H95V239L93 240L92 239V241H90V244H89V242L87 243V247H85L84 249L83 248H78V247H76L75 249H77V255H78V258L76 257L75 259H68L62 252H61V248H62V246H66V245H69V247H68V249L69 248H72V245L70 244V242L67 240V239H65L64 237H62V239H61V237L59 238V237H56L55 236V238H57V239H59V241L61 242L60 244H58V245H54V246H50L49 248H48V246H44L43 244H41V242L39 241V243H37L38 242V237H40L39 235H41V234H39L38 236H31V235H27L28 233V231H29V227L28 226H26L27 228L25 229H20V231H21V233L23 232V231H25L24 232V234H22L23 236H26V237H23V236H21L22 238L20 239V245H14V244H12V242L10 241L9 242V240L13 237L12 235L13 234H15L14 232H13V234H12V232L10 231L9 232V230H12L13 228H14V230H12V231H15L16 229H15V227H11V225L9 224V219H8V217H6ZM17 216V215H16ZM74 215H72V217H73ZM191 216V217H190ZM195 216V217H194ZM6 217V218H5ZM71 217V218H72ZM190 217V218H189ZM70 218V217H69ZM177 218V219H178ZM192 218H194V219H192ZM5 219L7 220V221H5ZM11 219H13V218H11ZM166 219V220H165ZM13 220H16V219H13ZM70 220V219H69ZM69 220H67V222H69L70 224H72L71 226H75V223H73L72 221H69ZM169 220V221H168ZM166 223H165V222ZM168 221V222H167ZM218 221V222H217ZM247 221V220H246ZM162 222V223H161ZM191 222V223H190ZM193 222V223H192ZM224 222V223H223ZM8 223V224H7ZM211 223H213V225L211 224ZM226 224H228V225H226ZM2 225L4 226V227H2ZM10 225V226H9ZM66 225H68V223L66 224ZM230 225H232V227L230 228V230H229V233L231 234V235H235V236H237L238 235V238H242V241H241V244H242V246L241 247H236V249L231 253V255H233V258L231 259V260H226L224 257H223V255H221L220 253H219V250H216L217 248H218V246H216L215 244H214V242H215V240H216V238L218 237V239L216 240L217 242H219V244H220V246L219 247H221L222 245H224L225 243H226V241H224V239H222V238H220V236H222V234L219 232V231H217V226L219 227V229H220V227L221 228H223V227H225V226H230ZM200 226V227H199ZM239 226V227H238ZM197 227H199V228H197ZM5 228V229H4ZM12 228V229H11ZM214 229V231H212L213 229ZM217 228V229H216ZM225 228H227V230L229 229L228 227H225ZM237 228H239V229H237ZM4 229V230H3ZM218 229V230H219ZM6 230V231H5ZM191 230H201V235H199L198 237H195L194 238V236L195 235H191V233H192V231ZM209 230V231H208ZM2 231H5V234H4V232H2ZM208 231V232H207ZM246 231H249V234H251V235H249ZM7 232V233H6ZM191 232V233H190ZM218 232V233H217ZM255 233V235L253 234V233ZM49 233V232H48ZM148 233L149 232H143V234H146V235H148ZM229 233L227 234V235H223V237H229ZM7 234H9V235H7ZM26 234V235H25ZM150 234V233H149ZM184 234V235H183ZM193 234V233H192ZM204 234V235H203ZM218 234V235H217ZM254 236H253V235ZM190 235V236H189ZM220 235V236H219ZM249 235V236H248ZM6 236H8V237H6ZM29 236V237H28ZM246 236H248V237H246ZM33 237V238H32ZM200 237H205V239H204V241L202 242V243H198V241H197V245H195L194 247H195V253H196V255H198V256H200L201 257V259L199 260V259H197V257L198 256H196L195 257V255H193V256H189L188 255V247H186V248H182V247H180L179 245H180V243L182 242V241H186V242H189L190 241V239H192V238H194V239H200ZM30 238V239H29ZM110 238V239H109ZM175 238V239H174ZM185 238H187V239H185ZM215 240H214V239ZM235 238V237H234ZM245 238V239H244ZM247 238V239H246ZM32 239V240H31ZM174 239V240H173ZM244 239V240H243ZM23 240V241H22ZM26 240V241H25ZM247 240V241H246ZM2 241V242H1ZM158 241L159 242H161V239H158ZM100 242V243H99ZM248 243V245H247V243ZM27 243H29V244H27ZM67 243V244H66ZM37 244V245H36ZM64 244V245H63ZM238 245H239V243H237ZM245 244V245H244ZM254 244H256V247H255V245ZM39 245V246H38ZM145 245V244H144ZM247 245V246H246ZM43 248H42V247ZM122 246L124 247V248H122ZM252 246V247H251ZM16 248V249H15ZM145 248V249H144ZM74 249V250H75ZM82 249V250H81ZM91 250H93V251H91ZM108 250H110V251H108ZM150 250V249H149ZM42 252V254L41 253H37V252ZM43 251L46 253H49V255H50V257L45 261V259H43V257H42V255H43ZM117 251V252H116ZM211 251V252H210ZM213 251V252H212ZM248 251V252H247ZM249 251H251V252H249ZM128 253V254H125V253ZM147 253H149L148 251H146ZM143 254V253H142ZM125 255V256H124ZM87 256V257H86ZM207 257V261L206 262H203L202 261V259H203V257ZM7 257V258H6ZM15 258V259H14ZM36 258V259H35ZM83 258V259H82ZM178 258V257H177ZM117 259V260H116ZM80 260H82V261H84V262H82V261H80ZM105 260V261H104ZM19 261V262H18ZM88 262V263H87ZM139 264H142V263H140L139 262ZM172 264H174V263H172Z\"/></svg>",
  "mask_w": 264,
  "mask_h": 264
},
{
  "label": "crops",
  "instance_id": "obj_3",
  "mask_svg": "<svg viewBox=\"0 0 264 264\" xmlns=\"http://www.w3.org/2000/svg\"><path fill=\"white\" fill-rule=\"evenodd\" d=\"M114 1L58 0L56 5L52 7L54 0H13L10 9L16 11L22 7L19 14V25L27 28L30 32L43 31L49 41L51 40L50 37L55 36L56 40L53 39V43L64 44L63 48L74 54V48L77 47V44L82 41L87 42L89 37L98 29L101 17L109 12ZM14 2L19 4L15 5ZM38 17L42 20L39 28L36 24ZM32 18L34 19L32 20ZM44 25L46 27H43ZM77 32L83 34L79 37L80 40L72 42V39L78 34ZM63 35L67 36L62 38Z\"/></svg>",
  "mask_w": 264,
  "mask_h": 264
},
{
  "label": "clouds",
  "instance_id": "obj_4",
  "mask_svg": "<svg viewBox=\"0 0 264 264\" xmlns=\"http://www.w3.org/2000/svg\"><path fill=\"white\" fill-rule=\"evenodd\" d=\"M240 6H243L242 4ZM248 11L241 17L242 20H252L259 25H264V0H258L256 5H248ZM223 10V9H222ZM191 11H195L192 9ZM188 13H185L187 15ZM191 33H189L190 35Z\"/></svg>",
  "mask_w": 264,
  "mask_h": 264
}]
</instances>
